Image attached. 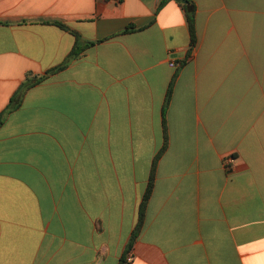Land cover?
I'll return each instance as SVG.
<instances>
[{
	"label": "crops",
	"instance_id": "0c3cea01",
	"mask_svg": "<svg viewBox=\"0 0 264 264\" xmlns=\"http://www.w3.org/2000/svg\"><path fill=\"white\" fill-rule=\"evenodd\" d=\"M193 2L0 0V264H264V0Z\"/></svg>",
	"mask_w": 264,
	"mask_h": 264
},
{
	"label": "trees",
	"instance_id": "16d2710c",
	"mask_svg": "<svg viewBox=\"0 0 264 264\" xmlns=\"http://www.w3.org/2000/svg\"><path fill=\"white\" fill-rule=\"evenodd\" d=\"M187 1H188V3L184 5V8L186 9L187 20L189 23V29H190V35H191V44H192L191 46L194 47V45H196V43H197L196 21L194 20L195 16H196V6H195V3L193 2V0H187ZM57 25L60 26L62 29H66V30L68 29L65 25H63L61 23H57ZM90 45H93V44L87 43V46H90ZM79 51H80V47L78 45L76 47V49L74 50L73 54L75 56H77ZM64 67H65V65H62V66L57 67L55 69H51V71H49L47 73V75L48 76L51 74L53 75L56 72L64 69ZM46 79H47V76H42V77H39L37 79H28V81L25 84V87L30 88L36 84H39V83L45 81ZM166 144L164 146V149H166ZM156 169H157V163H155L153 168H152L149 186H148L147 192L143 198V201H141L142 204H141L140 210H139L138 223H137L136 227H134L135 229H134L131 241L129 243V246L127 248L126 254H128L131 251L133 244H134L135 240L137 239L138 235L140 234L142 227L144 225L145 217H146L147 204H148V201L151 197L153 187H154V181H155V177H156L155 176L156 175ZM126 262H127V256L122 257L120 264H126Z\"/></svg>",
	"mask_w": 264,
	"mask_h": 264
},
{
	"label": "built area",
	"instance_id": "2783aa9c",
	"mask_svg": "<svg viewBox=\"0 0 264 264\" xmlns=\"http://www.w3.org/2000/svg\"><path fill=\"white\" fill-rule=\"evenodd\" d=\"M172 67H177V66H179L177 63H171L170 64ZM234 162V158L232 157H227L226 159H225V165H226V167L227 168H230L231 167V165H232V163ZM132 260V258L130 257L129 259H128V261H131Z\"/></svg>",
	"mask_w": 264,
	"mask_h": 264
},
{
	"label": "water",
	"instance_id": "95a60500",
	"mask_svg": "<svg viewBox=\"0 0 264 264\" xmlns=\"http://www.w3.org/2000/svg\"><path fill=\"white\" fill-rule=\"evenodd\" d=\"M176 1H178V2H182V3H184V4H187V3H188L187 0H176Z\"/></svg>",
	"mask_w": 264,
	"mask_h": 264
}]
</instances>
